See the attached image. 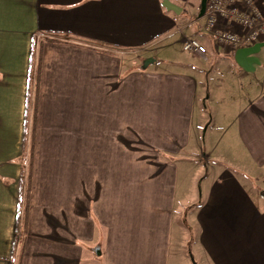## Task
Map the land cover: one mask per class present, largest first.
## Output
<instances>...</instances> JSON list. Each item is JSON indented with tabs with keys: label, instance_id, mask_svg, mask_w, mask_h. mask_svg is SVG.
<instances>
[{
	"label": "crops",
	"instance_id": "crops-1",
	"mask_svg": "<svg viewBox=\"0 0 264 264\" xmlns=\"http://www.w3.org/2000/svg\"><path fill=\"white\" fill-rule=\"evenodd\" d=\"M160 2L0 0V264H174L192 207L201 264H264V78L234 120L243 167L205 151L198 77L112 47L167 33Z\"/></svg>",
	"mask_w": 264,
	"mask_h": 264
},
{
	"label": "rangeland",
	"instance_id": "rangeland-1",
	"mask_svg": "<svg viewBox=\"0 0 264 264\" xmlns=\"http://www.w3.org/2000/svg\"><path fill=\"white\" fill-rule=\"evenodd\" d=\"M169 1L181 7L182 11L179 15L171 12V15L175 18L174 26H171L167 33L162 34L156 40V43L145 47H112L121 50L123 58H127L129 62L135 61L139 66L145 58H156L157 62L148 68L150 71L159 69L162 71L184 72L198 77L200 86L198 88L197 106L199 113L197 118L202 128L203 148L206 151L211 146L216 147V157L222 154L228 155L229 153H232L234 158L239 156L241 159L236 161L243 167L244 162L247 161L243 159V151L232 137L235 134L234 120L238 110L243 105L244 99L251 98L258 91L257 80H263V68L259 66L255 72L244 73L235 64L233 53L231 54V52L229 53V51L222 48H215L210 36L201 31V21H196L200 0ZM181 33L185 37L197 38L207 48L208 61H206L207 59L205 61L197 60L182 50L181 38L183 36L181 37ZM215 144L217 145L215 146ZM229 147L231 149L224 153ZM244 167H247L246 163ZM204 168L205 166L201 165L196 173L197 171L203 173ZM235 172L247 182L248 179L251 180L253 188H257L258 182L254 177L249 174V176L246 174L242 176L240 172ZM193 173L190 175L192 180L195 179L196 174L195 171ZM210 174V172L207 173L209 176ZM201 176L202 174L196 180L200 179ZM204 183L205 181H202L201 184H194L191 181L187 184L186 182L188 187L193 184L192 192L199 194V201L203 200L205 195ZM193 209L192 207L185 213L180 214L177 219L178 225L184 231V237L176 229L177 262L174 264H201L195 246H191V240H195L198 234L195 224H191L189 218ZM17 241L20 243V235L17 237Z\"/></svg>",
	"mask_w": 264,
	"mask_h": 264
},
{
	"label": "built area",
	"instance_id": "built-area-1",
	"mask_svg": "<svg viewBox=\"0 0 264 264\" xmlns=\"http://www.w3.org/2000/svg\"><path fill=\"white\" fill-rule=\"evenodd\" d=\"M201 31L215 46L233 52L264 40V0H207ZM182 39V50L200 60L207 59V48L195 37Z\"/></svg>",
	"mask_w": 264,
	"mask_h": 264
},
{
	"label": "water",
	"instance_id": "water-1",
	"mask_svg": "<svg viewBox=\"0 0 264 264\" xmlns=\"http://www.w3.org/2000/svg\"><path fill=\"white\" fill-rule=\"evenodd\" d=\"M207 0H200V8L197 17L201 18L204 15ZM161 6L167 12H173L179 15L182 8L173 4L169 0H161ZM264 47V41L257 42L251 46L241 47L234 51L233 60L235 64L244 72L251 73L255 70V66L260 65L258 53ZM156 59L154 57H148L141 61L140 70H146L149 66L154 64Z\"/></svg>",
	"mask_w": 264,
	"mask_h": 264
}]
</instances>
